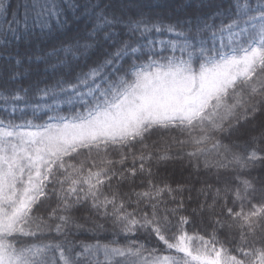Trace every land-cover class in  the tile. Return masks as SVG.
I'll return each instance as SVG.
<instances>
[{
  "label": "snow or ice",
  "instance_id": "obj_1",
  "mask_svg": "<svg viewBox=\"0 0 264 264\" xmlns=\"http://www.w3.org/2000/svg\"><path fill=\"white\" fill-rule=\"evenodd\" d=\"M262 141L264 0H0V264H264Z\"/></svg>",
  "mask_w": 264,
  "mask_h": 264
},
{
  "label": "trees",
  "instance_id": "obj_2",
  "mask_svg": "<svg viewBox=\"0 0 264 264\" xmlns=\"http://www.w3.org/2000/svg\"><path fill=\"white\" fill-rule=\"evenodd\" d=\"M249 127H251V126H249ZM244 138L246 139L247 137H244ZM258 148H264V141H262L258 144ZM153 172L155 174L156 182L165 181V182L171 184L173 187H175L177 183L186 184L188 187H194L197 189L199 187H201L200 184L195 183L196 177L191 174V169L187 166L186 162L182 163L180 161L174 160V161H169L166 163H161L159 166L153 168ZM256 174H258V173L253 172V175H256ZM241 175L243 178L246 174H241ZM224 179H226L227 181H229L231 183L236 182L232 173L226 174ZM137 184H139V181H137ZM217 186H220V185H217ZM127 190H128L127 188L124 189V191H127ZM137 190H140V189L137 188ZM188 195H192L193 197H195L196 193H195V191H193L191 193H188V192L184 193L185 198H187ZM188 203H190V202H188L186 199V205ZM191 206L195 207V204H192ZM229 206H231V197L229 198ZM77 215L79 216L81 214L77 213ZM100 222L103 223L104 221L101 220ZM106 227H107V225H106ZM195 227L201 231V234H204L205 231H208V232L211 231V228H209L208 225L204 224V223H197L195 225ZM189 230L191 231V228ZM224 231L225 230H220L218 233L219 238L221 240L224 239ZM107 236H108V234L105 233V234H102L101 238H105ZM78 238L84 239V240H91L92 239L91 236H81ZM108 238H110V237H108ZM153 243H155V242H153Z\"/></svg>",
  "mask_w": 264,
  "mask_h": 264
}]
</instances>
